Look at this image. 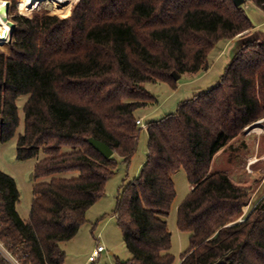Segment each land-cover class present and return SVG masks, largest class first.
<instances>
[{"label":"trees","instance_id":"1","mask_svg":"<svg viewBox=\"0 0 264 264\" xmlns=\"http://www.w3.org/2000/svg\"><path fill=\"white\" fill-rule=\"evenodd\" d=\"M11 1L16 11L17 0ZM252 1L264 10V0ZM243 5L78 0L66 17L58 11L62 17L48 11L14 16V37L2 48L10 53L0 52V143L19 132L16 157L38 159L37 181L24 219L17 181L0 169V239L25 263L64 264L61 243L78 234L87 211L105 195L119 165L114 154L126 163L135 155L143 130L136 111L156 99L145 83L173 87L172 72L208 68L218 42L254 29ZM242 44L218 84L147 122L148 158L113 211L132 252L117 264H175L167 217L181 169L192 189L177 212L179 229L191 233L180 264H264V199L246 214L249 187L232 176V156L215 164L221 150L264 118V41ZM21 96H27L23 118ZM89 138L106 142L113 157ZM67 172L78 174L62 176ZM44 178L50 180L39 181ZM0 264L9 263L0 256Z\"/></svg>","mask_w":264,"mask_h":264},{"label":"rangeland","instance_id":"2","mask_svg":"<svg viewBox=\"0 0 264 264\" xmlns=\"http://www.w3.org/2000/svg\"><path fill=\"white\" fill-rule=\"evenodd\" d=\"M20 1L17 0V9L13 11L11 10L13 3L8 0L10 4L9 17L13 21H15L14 16L16 15L32 16L35 11H48L51 14H57L54 11H58L64 15L63 17H66L72 14L75 5L78 3V0H75L71 8L67 10L59 4L42 0L38 4L31 2V4L29 3L21 9ZM243 6L254 24V29L246 34H240L233 40L218 42V45L208 55V68L196 74L184 73L177 81L176 86L173 87L163 81L145 83L146 88L156 95V99L143 104L136 111L138 118L139 116L143 117L146 127H143L140 133V142L134 153L135 155L126 163L122 161L119 155L114 154L119 159V165L116 173L107 181L105 195L98 199L97 203L87 211L88 220L79 229L78 234L69 241L61 243L66 252L64 264H117V257L120 260L131 258L132 252L125 243L124 233L113 211L124 185L140 175L141 168L148 158L149 134L147 122L156 121L175 112L180 102L188 100L218 84L227 65L234 60V56L243 45V42L256 37L264 41V10L252 0H248ZM12 39L13 37L10 40ZM10 40L0 41V52L10 53V51L2 49H6L3 42L9 43ZM26 99L27 96H21L18 100L21 118L24 115L23 105ZM259 122L252 125L249 130L245 129L225 151L221 150L215 161L216 165H220L222 162L226 164L227 157L232 156L233 160L230 164L232 176L236 180L245 182L249 187L251 200L245 211L246 214L253 206L264 199V189L257 193L264 183V118ZM256 128H260V130H255ZM23 129L24 126L21 123L19 131H23ZM18 135L19 132L11 140L0 143V169L15 177L20 190L18 210L22 218L28 219L34 196L33 185L37 181L34 179L33 170L38 159L18 160L16 157ZM77 174V172H67L62 176L71 177ZM173 178L177 194L167 217L169 229L173 233L172 248L169 252L175 255V264H180L182 262L181 254L190 247L191 233L179 229L177 212L178 206L191 192L192 185L189 183L184 169L176 172ZM42 180H50V178L40 179L39 181ZM100 244H103L107 250L99 258L90 260V254Z\"/></svg>","mask_w":264,"mask_h":264},{"label":"bare ground","instance_id":"3","mask_svg":"<svg viewBox=\"0 0 264 264\" xmlns=\"http://www.w3.org/2000/svg\"><path fill=\"white\" fill-rule=\"evenodd\" d=\"M42 0H21L20 6L23 9L31 2L41 3ZM75 0H48V2L59 4L61 7L69 10L74 3ZM9 3L8 0H0V41L2 40H10L12 38V27L10 25L9 17ZM7 18V19H6ZM9 19V20H8ZM255 130H260V128H256Z\"/></svg>","mask_w":264,"mask_h":264},{"label":"built area","instance_id":"4","mask_svg":"<svg viewBox=\"0 0 264 264\" xmlns=\"http://www.w3.org/2000/svg\"><path fill=\"white\" fill-rule=\"evenodd\" d=\"M20 5V2H19ZM21 8V6H20ZM263 119V118H262ZM261 119H259L258 121L252 123L250 126L246 127V130H249L251 128L252 125H255L257 123H260ZM137 123L143 128L146 127V123H144V121L142 119H138ZM244 218H240V220H243ZM107 248L103 245L100 244L96 247V249L92 252V254L90 255V260H95L97 258L100 257L101 253L103 251H106ZM0 256L9 264H27L25 263L20 257L19 255L12 249L9 248L8 244H6L3 240L0 239ZM30 264V263H28Z\"/></svg>","mask_w":264,"mask_h":264},{"label":"water","instance_id":"5","mask_svg":"<svg viewBox=\"0 0 264 264\" xmlns=\"http://www.w3.org/2000/svg\"><path fill=\"white\" fill-rule=\"evenodd\" d=\"M234 1H235V4L237 6H241L244 3H246L247 0H234ZM10 25L12 27L11 34H12V37H14V30L17 26V23L15 21L11 20ZM172 75L175 76V78L178 80L181 78V76L178 73H176L175 71L172 72ZM89 140H90V143L93 145V147L96 150H98L102 155H104L107 158L113 157L114 149L111 148L106 142H104L103 140L95 139V138H89Z\"/></svg>","mask_w":264,"mask_h":264},{"label":"crops","instance_id":"6","mask_svg":"<svg viewBox=\"0 0 264 264\" xmlns=\"http://www.w3.org/2000/svg\"><path fill=\"white\" fill-rule=\"evenodd\" d=\"M139 119H142V120H143V117L139 116ZM95 249H96V248H95ZM95 249H94V250H95ZM103 252H104V251H103ZM103 252H102V253H103ZM102 253H101V254H102ZM91 254H92V253H91ZM91 254H90V255H91ZM89 259H90V256H89Z\"/></svg>","mask_w":264,"mask_h":264}]
</instances>
